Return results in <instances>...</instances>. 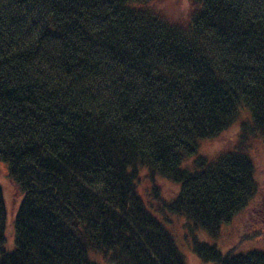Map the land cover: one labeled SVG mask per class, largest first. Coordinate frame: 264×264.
I'll return each mask as SVG.
<instances>
[{
	"label": "trees",
	"instance_id": "16d2710c",
	"mask_svg": "<svg viewBox=\"0 0 264 264\" xmlns=\"http://www.w3.org/2000/svg\"><path fill=\"white\" fill-rule=\"evenodd\" d=\"M155 1L0 0V163L22 196L7 253L0 188V264H187L156 214L186 221L203 264H264L196 237L257 195L251 149L199 147L242 111L239 141L264 142V0H195L181 24Z\"/></svg>",
	"mask_w": 264,
	"mask_h": 264
},
{
	"label": "rangeland",
	"instance_id": "374dc122",
	"mask_svg": "<svg viewBox=\"0 0 264 264\" xmlns=\"http://www.w3.org/2000/svg\"><path fill=\"white\" fill-rule=\"evenodd\" d=\"M153 7L167 20L181 24L189 20L191 12L196 9V2L195 0H156ZM249 122V112L242 111L235 124L225 134L215 140L202 141L199 147V155L213 161L227 147L249 148L256 168L255 180L258 191L248 207L233 218L229 224L222 226L216 238L202 230L196 232L199 241L215 247L223 255L228 252L237 254L264 253V142L253 136L247 139L244 144L239 141L243 137L244 126ZM157 185L160 187L162 197L167 201L171 200L178 191V186L170 181L159 180ZM0 188L3 191L8 215L4 249L7 253H11L15 249L14 220L22 196L17 193L11 183L8 177V168L4 163H0ZM139 193L147 207L155 213L156 206L152 195V186L145 172L142 173ZM156 216L167 225L174 235L187 264H203L192 250L191 235L186 227V221L173 215L156 214ZM94 259L102 264H107L100 256H95Z\"/></svg>",
	"mask_w": 264,
	"mask_h": 264
}]
</instances>
